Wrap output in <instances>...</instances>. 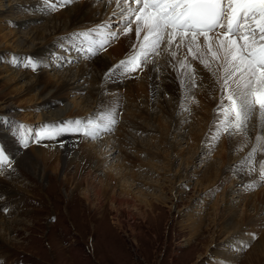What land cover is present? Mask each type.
Returning <instances> with one entry per match:
<instances>
[{"label":"rangeland","instance_id":"rangeland-1","mask_svg":"<svg viewBox=\"0 0 264 264\" xmlns=\"http://www.w3.org/2000/svg\"><path fill=\"white\" fill-rule=\"evenodd\" d=\"M1 1L5 6L9 5V0ZM16 1L22 2L14 13L16 17L36 15L43 18L20 26L9 20L11 14L0 18V72L4 71L0 73V137L5 140L3 132L12 136L16 129L19 133L20 125L26 126L29 134L27 147L19 145L20 155H13L12 150L0 143L11 161L10 166L0 168V183L4 184V191L0 192V264H264V251L257 250L264 241V182L259 179L264 162L263 159L260 161L262 151L256 152L251 165L255 171L250 172L248 178V169L241 170V161L246 154L241 157L234 150V138H227L224 150V134L218 141L212 139L211 132L217 121L209 118L204 122L203 115L192 118L193 103L201 101L208 92L205 84H201L202 76L196 75V86L188 90L190 93H184V87H175L170 79L168 86L172 89H168L167 98L161 99L163 79L178 68L176 62L183 59L186 51L171 64L175 67L163 66L169 56L162 53L155 58V63L143 70L127 75H108L122 78L125 84L130 81L147 84L152 74L149 69H158V94L153 96L155 100L150 106L146 97L128 96L123 88L106 89L102 73L85 67L87 61L93 64L98 59L110 61L113 67L124 60L137 43L134 31L119 35L106 50L94 57L89 55L91 59L86 60L79 49L86 51L77 40L74 42L73 34L92 29L103 21L56 35L46 30L53 26L50 22L55 13L76 3H85V0H75L64 6L57 3L56 11L50 10L45 2L43 6L50 10L48 12H33L27 6L29 3ZM114 1L105 9L102 7L104 11L97 13V18L115 21L118 17L113 16V12L118 9H112ZM104 2L99 0L92 9L96 10ZM39 32L45 33L52 42L43 43L48 47L47 54L40 55L38 61L43 58L46 64L36 65L34 70L29 61L33 63L36 59L26 55L22 57L27 59H13L18 57L15 55L19 51L18 35L27 37L32 33L31 37L37 38ZM189 61L195 69L201 65L191 57ZM83 67L89 71L81 78ZM202 70L209 72L204 67ZM23 74L26 78L7 84L2 79L18 78ZM40 74L44 76L41 87L56 84L60 78H75L63 92L64 100L71 103L73 109L72 115H67L63 123L93 118L107 111L115 113L117 123L112 131L104 132L96 139L81 135L84 145L97 147L99 153L95 155L102 172L115 177L116 185L121 187L123 184L130 191L129 201L119 198L122 206L109 201L110 190L102 198L91 191L90 201L86 200L76 184L80 179L88 178L74 174L76 168L73 165L67 173L68 177H73L69 183L65 182L67 174L64 175L60 168L53 177L55 164L44 174L41 173L42 164L35 160L30 162L40 168V172H35L26 163L19 164L20 156L24 153L32 156L29 155L32 149L47 141L34 142V133L45 124L38 119L43 102L31 100L37 91L26 93L27 85L31 86ZM76 86L82 90L78 94L74 92ZM97 93L100 94L95 96ZM187 95L188 100L185 99ZM182 97L186 102L180 100ZM218 105L211 108V115L217 113ZM6 106H12V111L24 119L15 117V122L1 125L6 116L2 108ZM101 178L88 182L93 181L98 187ZM249 185L255 187L249 188ZM18 187L26 191L19 193ZM89 188L93 189V185ZM113 206H118L119 211ZM116 217L121 218V227L116 225Z\"/></svg>","mask_w":264,"mask_h":264},{"label":"snow or ice","instance_id":"snow-or-ice-1","mask_svg":"<svg viewBox=\"0 0 264 264\" xmlns=\"http://www.w3.org/2000/svg\"><path fill=\"white\" fill-rule=\"evenodd\" d=\"M74 2L46 0L52 11L58 10L57 3L64 6ZM116 4L115 21L73 34L74 42L79 40L82 49L94 56L106 50L119 35L135 32L137 43L131 54L110 69L108 75L143 70L162 53L176 61L186 51L178 61L177 70L183 77L181 86L189 91L196 86L191 57L212 74L221 92L213 140L218 141L224 133L246 135L248 122L257 110L264 127V0H116ZM85 44L87 47L83 48ZM29 65L35 70L32 61ZM116 123L113 111L85 120L45 123L34 133V142L55 139L67 132L96 139L112 131ZM19 129L20 142L27 147L28 130L24 125ZM256 142L249 156L241 161V170L255 171L251 165L256 152L264 150V135H257ZM10 164L5 150L0 148V168ZM259 179L264 182V162Z\"/></svg>","mask_w":264,"mask_h":264},{"label":"bare ground","instance_id":"bare-ground-1","mask_svg":"<svg viewBox=\"0 0 264 264\" xmlns=\"http://www.w3.org/2000/svg\"><path fill=\"white\" fill-rule=\"evenodd\" d=\"M24 1L29 3L27 6L33 12H35V11H39V12L40 11H43V12L50 11V10H48L47 7L45 8V6H43V4L46 2V0H37V1L24 0ZM98 1L99 0H85V3H80V4L76 3L75 6H73L71 8L65 7V11L62 10L59 13H55L53 20L51 19L52 21L50 22L53 24V26L47 27L46 30L49 32H52L51 35H56V34H60L61 32H64V31L72 30V29L76 28L77 26L87 27V26H91V24H93V25L94 24L96 25V23L99 24L102 21H103V23H104V21L107 22V18L106 19L104 18L105 20H102V18H97V13L102 14L104 9L106 7H108L110 4L108 3V0H105V2L102 4V6H99V7H97L98 9L96 8V10L95 9L93 10L92 9L93 5L94 4L97 5ZM8 2H9V5L5 6L4 3L0 0V18H5V17L7 18V16H9L11 14L12 17L9 20H11V22H14V23L16 22L15 25H17V26L22 25V23H26V22L28 23V22H32V20H38V19L43 18V16L39 17L36 15H32L31 17H24V18L16 17V15H14V13H15L16 9H18V6L22 4V2H19L16 0L15 1L9 0ZM114 2H115L114 5H112L113 10L117 9L116 0ZM102 7L104 8L103 11H102ZM12 14L15 17H13ZM26 20H30V21H26ZM57 22H59L60 24L58 25ZM31 34L32 33L28 34L27 37L18 35L19 37L17 38L16 43H17V48L19 49V51H18V53L15 54L18 57L14 56L13 60L18 61L20 58H21L20 60L27 59L25 57H22L23 55L24 56L26 55L30 58L36 59L33 62L35 65H40V66L42 65L43 66L46 64L45 63L46 61H42L43 58H42V60L39 59L40 61H38V57L40 55L46 56L48 47L47 46L45 47V45H47V43L52 42V41H49V37L46 36L45 33L39 32V34L37 35V38L31 37ZM35 40L36 41L40 40V42L37 43ZM43 43H45V45ZM77 43L81 44L79 40H77ZM83 46L87 47L86 44ZM71 48H72V46H71ZM79 52L83 53L82 55L85 56L86 60L91 59V58H89L90 54L87 51L84 52V51H81V49H79ZM174 63L175 62L169 56L167 58V62L163 63L164 64L163 66H165V68H169L170 65L174 64ZM93 64H91L90 61H87L85 64L86 65L85 67H87V69H92L94 72L102 73V75H103L102 78L104 80V82H102V83L107 84L106 89H109L111 91H113V90L116 91L120 88H123L126 90V94H128V96L133 95L134 97H138V96L139 97H146L148 105L152 106V104H153L152 100L154 99L153 96L158 94V92H156V88L158 87V86L156 87V83L158 81L157 78L159 77V75H158L159 72L157 71L158 69L156 71L153 68L149 69V70H151L152 74H151V78H150L149 82H147V84H145V82H142V81L141 82L137 81L136 83L130 81L129 83L127 82L125 84L124 80L122 78L118 79V78L108 77L109 70L113 68L110 61L98 59V61L96 63H93ZM176 65L178 66L177 62H176ZM198 65H200V64H198ZM40 66H38L37 68L39 69ZM173 66L174 65H171V67H173ZM200 66L196 69V75H197V77L202 76L201 84L202 83L205 84L204 88H206L208 90V92H206L204 98H202L201 101H199L197 103L192 102L193 104H195V106L192 110V113H190V114L193 116L192 118L196 117L197 119L199 118L198 117L199 115H203L204 117L203 116L202 117L204 119H206V121H204V122H207L209 120V118H212L214 121L215 120L217 121L218 120L217 113L212 112L213 114L211 115L210 112H211V108L213 106L220 103L221 92H220L219 87L216 84L215 78L212 76V74L210 72H206V71L202 70L203 66L202 65H200ZM50 68H53L52 65L50 66ZM87 71H89V70H85L84 67L82 68V70L80 72V73H82L81 78H84L83 77L84 74H85V76L88 75ZM3 72L4 71L1 70L0 73H3ZM165 77H167V76H165ZM21 78L22 79L26 78V76L23 74V75L19 76L18 78L15 76H13L11 78L9 76V79L7 77H4L2 79H4V81L6 80L5 83L7 84L9 82H12L11 80H19ZM170 79L174 82L175 87H178V86H181L180 81H181V79H183V77H182L180 71L175 69L174 72L169 73V76L166 79H163L164 83L162 84V87L160 89L161 90L160 96L162 97L161 98L162 100L164 98H167L168 89H172L171 86H168L169 85L168 83H170ZM74 80H75V78H71V80H67L66 77H65V79L60 78V80L56 84H48V86L41 87V85L44 83V76L42 74H40L31 83V86L27 85L26 93H29L31 91H37V94L34 97H32L31 100L37 101V102H39V101L43 102L41 109H40L41 114L39 115V118H38L39 120H41V121L43 120L45 123L61 124V123H63L62 120L65 117H67V115H68V117H69V115H72L73 109L71 108V103L64 100L63 92L65 91V88L68 85H71V83L74 82ZM103 80H101V81H103ZM124 85H125V87H124ZM182 89H183L182 90L183 92L185 91L184 93H186V91H188L187 89H184V88H182ZM81 91L82 90L79 86L74 87L75 94H78ZM98 94H100V93H97V95L95 94V96H98ZM171 94H172V92H171ZM207 94H208V97H207ZM163 96H165V97H163ZM185 99L186 100L189 99L188 95L185 97ZM185 99L182 97L180 100L184 101ZM141 100H143V98ZM186 100H185V102H186ZM132 101H133V99H132ZM180 104H179V106L181 107ZM12 109H13L12 106L11 107L6 106V107L2 108V113L4 112L6 114V116L1 121V125H5L6 122H12V123L15 122V120L13 119L15 117H19L21 119H24V117H22V115L20 116V115L14 113L12 111ZM252 122H251V125H249L247 130H246V135L245 134L229 135L227 133H224L225 137H224V142H223V149L226 150L225 143L227 141V138L230 139L233 137L234 140L236 141V145L234 144L235 145L234 150H236L238 153H240L239 156H241L242 154H246L245 157L243 156V158H242V160H245L249 156V153L252 151V149L255 148L257 145L256 136L257 135H264V127H262V125H261L258 110H257L256 115L254 117V120H252ZM198 123H199V121H198ZM214 128H215V126H214ZM211 133L213 135H215V130H212ZM3 134H4L3 137H5V140L2 139V137H0V143L3 144L2 146L9 148V150H12L13 155L14 154L20 155L19 154L20 153L19 145H21L22 143L20 142V136L18 134L17 129L13 132V134L11 133L12 136H8L4 132H3ZM82 139H83L82 135L77 134V133H64V134L56 137L55 140L46 139L47 141L41 142L39 147L32 149V153L29 154L32 156L29 157L28 154H25V153L22 156H20L18 158L19 164L22 165V164L26 163L27 165L31 166L35 172H40L39 171L40 168L37 169V166L34 165V163L30 162L31 160H35V161H37V164L38 163L42 164L43 169L42 170L40 169V170H41V173H43V174H44L45 170H48L47 168L49 166H52L55 164L54 172L52 174L53 177L57 175V171L59 168L61 169L60 171H63L62 173L64 175H66L68 173V171L70 170V167L73 165L76 168V171L74 174H76L78 176H82V177L85 176L88 178L85 180L84 178L80 179L81 178L80 177L79 178L80 181H78L76 184V188L81 190L83 197L86 198V200L90 201L91 191H94V194L96 195V197L102 198L105 196V194H106L105 192H108L110 190L112 192H111V196H110L111 198L109 201H115L114 203H118V206H122L121 204L123 202H120L119 198L123 197L125 200L129 201L130 200L129 198L131 195L130 191L123 184L121 187L119 186V184L116 185L115 183L117 182V180L115 177H111V175H109L108 173L102 172L101 166H100L101 164L98 160H96L95 154L99 153L97 147L84 145V142ZM261 151H262V158L260 157V161L262 159L264 160V150H261ZM224 155H225V153H224ZM62 169H64V170H62ZM249 174H251V173L248 170V172H247L248 178H250ZM6 175H7V173H6ZM66 176H67L66 177L67 179L66 178L64 179L65 182L70 183L71 180H73V177L72 176L68 177V174ZM94 178H96V179L101 178L100 180H98V181H100V185L98 187L95 185V183H93V181L88 182L89 179L93 180ZM110 178H111V181H109ZM117 179H118V177H117ZM240 180H245V178L240 179ZM83 181H84V183H83ZM118 181H120V180H118ZM14 183H12V184H14ZM125 184L128 185L126 182H125ZM84 185H86V186H84ZM91 185H93V189L89 188ZM116 186H118L120 188H117ZM3 187H4V184L0 183V192L4 191ZM13 187H15V186H13ZM85 187H88V189H86ZM17 189H18L17 191H19V193H23V191H26V190H21L19 187ZM118 189L120 191L115 193L116 191H118ZM263 200H264V198H263ZM118 206H113V208L116 211H119ZM115 221H116V225L121 227V224H122L121 218L116 217ZM261 249H262V251H264L263 250L264 249V241L263 242L261 241L260 246L257 247V250H259V252Z\"/></svg>","mask_w":264,"mask_h":264}]
</instances>
